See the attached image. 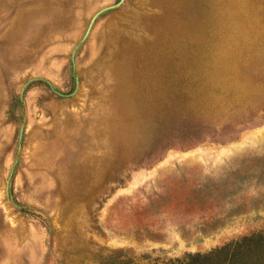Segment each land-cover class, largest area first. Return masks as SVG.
<instances>
[{
  "label": "rangeland",
  "instance_id": "374dc122",
  "mask_svg": "<svg viewBox=\"0 0 264 264\" xmlns=\"http://www.w3.org/2000/svg\"><path fill=\"white\" fill-rule=\"evenodd\" d=\"M262 230L264 0H0V264Z\"/></svg>",
  "mask_w": 264,
  "mask_h": 264
},
{
  "label": "trees",
  "instance_id": "16d2710c",
  "mask_svg": "<svg viewBox=\"0 0 264 264\" xmlns=\"http://www.w3.org/2000/svg\"><path fill=\"white\" fill-rule=\"evenodd\" d=\"M123 256V252L116 254ZM147 264H264V230L241 236L208 252L187 253L182 258L167 259L160 262L159 258L150 255L142 256ZM119 264H140L129 258Z\"/></svg>",
  "mask_w": 264,
  "mask_h": 264
}]
</instances>
